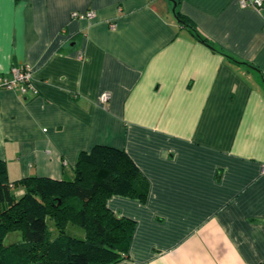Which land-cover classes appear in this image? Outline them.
<instances>
[{"label": "crops", "instance_id": "obj_1", "mask_svg": "<svg viewBox=\"0 0 264 264\" xmlns=\"http://www.w3.org/2000/svg\"><path fill=\"white\" fill-rule=\"evenodd\" d=\"M173 7L0 0V76L33 73L0 89V159L12 182L71 180L82 151L125 150L150 194L108 200L136 221L117 264H264V5L178 0L214 47Z\"/></svg>", "mask_w": 264, "mask_h": 264}, {"label": "trees", "instance_id": "obj_2", "mask_svg": "<svg viewBox=\"0 0 264 264\" xmlns=\"http://www.w3.org/2000/svg\"><path fill=\"white\" fill-rule=\"evenodd\" d=\"M177 18L214 47L178 8ZM149 194L150 181L134 160L109 145L82 151L71 180L12 182L0 159V264H117L128 257L136 221L114 212L108 200L121 195L145 202ZM13 232L22 238L7 245Z\"/></svg>", "mask_w": 264, "mask_h": 264}, {"label": "built area", "instance_id": "obj_3", "mask_svg": "<svg viewBox=\"0 0 264 264\" xmlns=\"http://www.w3.org/2000/svg\"><path fill=\"white\" fill-rule=\"evenodd\" d=\"M242 6H255L262 7L264 5V0H241ZM74 17L76 18H88L92 19L96 16L95 10H88L85 12H74ZM116 24H112L115 27ZM11 78L5 75L0 76V89L2 88H19L22 92H26L31 80H32V69L29 66H13L10 70ZM110 99V93H105L103 101L107 102Z\"/></svg>", "mask_w": 264, "mask_h": 264}, {"label": "rangeland", "instance_id": "obj_4", "mask_svg": "<svg viewBox=\"0 0 264 264\" xmlns=\"http://www.w3.org/2000/svg\"><path fill=\"white\" fill-rule=\"evenodd\" d=\"M51 229H52V232H53V235L56 236L58 234V230L51 224ZM21 234L19 232H13V233H10L6 239V244L7 245H10L12 244L13 242H18L21 240Z\"/></svg>", "mask_w": 264, "mask_h": 264}, {"label": "water", "instance_id": "obj_5", "mask_svg": "<svg viewBox=\"0 0 264 264\" xmlns=\"http://www.w3.org/2000/svg\"><path fill=\"white\" fill-rule=\"evenodd\" d=\"M173 3H174V7L172 9L174 15L177 17V5H178V2L177 0H171Z\"/></svg>", "mask_w": 264, "mask_h": 264}]
</instances>
